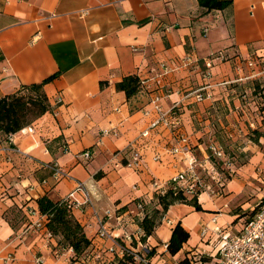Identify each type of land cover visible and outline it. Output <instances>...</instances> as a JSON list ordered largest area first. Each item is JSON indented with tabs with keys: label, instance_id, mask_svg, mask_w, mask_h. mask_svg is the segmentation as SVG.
Listing matches in <instances>:
<instances>
[{
	"label": "crops",
	"instance_id": "crops-1",
	"mask_svg": "<svg viewBox=\"0 0 264 264\" xmlns=\"http://www.w3.org/2000/svg\"><path fill=\"white\" fill-rule=\"evenodd\" d=\"M260 52L264 0H233L228 10L208 14L197 0H0V98L56 75L43 86L52 110L12 134L9 143L0 135V264L7 253L12 264H35L37 257L41 264H114L120 255L108 251L112 241L96 236L99 224L114 241L141 237L143 213L135 203L153 205L152 183L164 186L187 170L185 157L172 153L178 131L189 141L201 178L210 176L211 167L204 141L219 125L240 141L247 107L257 106L256 121L264 123V103L240 104L235 85L260 74L247 67ZM188 56L192 62L186 64ZM205 61L212 63L209 70ZM130 75L141 87L127 100L115 85ZM201 89L206 98L197 101L194 92ZM156 95L162 112L175 108L171 126L150 128L159 116L150 104ZM257 143L260 149L249 147L251 158L239 175L220 184L221 194L208 189L198 195L201 211L186 204L168 208L141 242L151 246L152 264L213 262L219 239L211 230L236 234L242 215L258 205L245 199L248 186L264 180V135ZM130 145L140 153L137 167L126 166ZM86 150L88 161L81 156ZM53 164L67 176L55 180ZM79 184L91 205L75 192L71 200L81 206L72 214L91 245L75 257L48 232L37 199H66ZM39 216L42 226H32ZM178 223L189 239L171 255L163 244ZM203 228L208 232L202 238Z\"/></svg>",
	"mask_w": 264,
	"mask_h": 264
},
{
	"label": "trees",
	"instance_id": "trees-1",
	"mask_svg": "<svg viewBox=\"0 0 264 264\" xmlns=\"http://www.w3.org/2000/svg\"><path fill=\"white\" fill-rule=\"evenodd\" d=\"M232 1L197 0L202 14L228 10L232 5ZM55 77L56 75H53L39 84L21 86L15 93L0 98L1 136L6 137L9 134H15L21 131L42 115L52 110L43 92V86ZM115 87L116 90L124 92L127 100H130L140 91L141 82L138 77L130 75L123 78ZM187 179L189 182L188 176ZM200 193V190H196L191 197H188L185 194V187L182 186V188H177L176 191L167 189L163 195L155 194L153 205L145 206L141 202L143 217L139 222V228L142 231L139 241L145 242L152 235L154 229L160 223L161 217L174 204H186L192 206L196 211H201V207L197 202V197ZM263 202L264 199L257 205V209ZM37 206L40 215L46 218L48 232L58 239V245L71 249L75 257L82 256L88 250L91 242L86 237L83 227L74 218L72 208L68 205L66 199L52 200L49 196L45 195L37 199ZM251 212H254V210ZM188 239L189 233L179 223L176 224L167 243V251L171 255L176 254ZM131 244L134 246V241ZM120 260L122 261L121 264H136L127 253L120 256ZM179 263L189 264V261L184 259Z\"/></svg>",
	"mask_w": 264,
	"mask_h": 264
},
{
	"label": "built area",
	"instance_id": "built-area-1",
	"mask_svg": "<svg viewBox=\"0 0 264 264\" xmlns=\"http://www.w3.org/2000/svg\"><path fill=\"white\" fill-rule=\"evenodd\" d=\"M113 2H117L118 0H112ZM192 58L190 56L184 59V63L189 64L192 62ZM205 69L209 70L212 66L211 61H205L204 63ZM249 67H253V63L251 60L247 63ZM205 77L209 78L210 73L207 71L205 73ZM195 98L197 101H201L206 98V94L202 93V89L200 91L194 92ZM159 96H153L151 98L150 104L152 105V109L158 113V118L155 119L150 128H156L160 124L164 126H171V119L174 116V109L169 112H162L159 105ZM149 112L145 111V115ZM107 134V133H104ZM148 132L142 133L143 137H146ZM12 140V134L6 136V142L9 143ZM131 154L129 159L127 160L126 166L129 167H137L140 160V153L137 149L133 148V145L128 147ZM211 152L215 156H221V153L217 151L215 148H210ZM172 153L174 155L184 156L187 162V170L184 173H179L173 176L164 186H159L156 182L152 183L154 187V193L157 195H163L167 189H172V191H176L177 188L185 187V194L188 197H191L196 190H200L201 192L210 189L208 185L204 184L201 178L196 174L195 169L198 165V161L196 157L191 154V148L189 145V141L184 134L180 131L177 133V141L176 145L172 148ZM84 161H88L91 157L89 151H84L81 154ZM50 169L53 172V178L55 180H60L67 176V174L62 171V169L57 165L53 164L50 166ZM187 176L189 177V182L187 181ZM75 192H82L84 201L83 204L91 205L90 195L84 189L82 184H79L73 193L66 198L68 205L73 207H80L81 204L72 202L73 194ZM82 204V205H83ZM136 208L141 209L142 203L137 202ZM35 227H41V216L32 224ZM208 229L203 228L200 236L203 238L207 234ZM211 232L216 235L219 239V246L214 256V260L210 264H264V202L258 207V209L254 212L253 216L246 222H244L241 226V229L234 235L226 236L223 235L222 230L215 226ZM96 236L100 239H106L112 241V245L109 248V252L117 251L120 256H123L125 253L129 254L133 261L136 264H152L151 256H152V248L147 244H142L138 238H132L130 235H124L123 240L120 242L118 240L114 241V238L104 228L103 224L100 223ZM135 241V245L132 246V242ZM163 247L167 249V244H163ZM14 257L11 253H7L2 257L3 264H12ZM42 259L37 257L35 259V264H41ZM170 264H180L178 262H172Z\"/></svg>",
	"mask_w": 264,
	"mask_h": 264
},
{
	"label": "rangeland",
	"instance_id": "rangeland-1",
	"mask_svg": "<svg viewBox=\"0 0 264 264\" xmlns=\"http://www.w3.org/2000/svg\"><path fill=\"white\" fill-rule=\"evenodd\" d=\"M253 67H248L252 74L255 69H258L260 74H253L250 76L252 79L245 80L240 86L236 85V96L240 104L254 103L256 100L260 101V105L264 103V52H260V55L253 56L251 59ZM258 72V73H259ZM260 99V100H259ZM259 109L254 110V108L247 107L248 120L245 121L244 131L241 132L240 141L238 139L235 141L232 138L225 135L222 127L219 125L220 129L216 128L213 135L209 140H205L207 145V161L211 165L209 167L210 176L203 175L201 180L204 184L209 186L210 191L215 193H222V187L220 184H224L227 180L233 179L239 175L240 168L246 166L249 163L251 158V151L249 147H252L254 144H257L260 149V144H258L259 136L264 135V123L256 121L255 114L260 113L262 106H257ZM237 116H243L244 114L237 108L234 110ZM226 126V125H225ZM234 129V128H232ZM241 142L239 145L238 143ZM213 146L217 151L221 153V156H215L209 150V146ZM246 148V149H244ZM201 160L203 158L199 157ZM202 164L204 161H201ZM200 172H203L200 169ZM205 173V172H204ZM261 173V172H260ZM260 178H263V173L260 174ZM258 185H249L245 199L251 204H259L264 199V180L261 179L260 182H257ZM198 202V201H197ZM182 204V203H180ZM236 209L240 212L241 209L239 206ZM257 210V206L254 207V212ZM254 212L246 211L242 216L245 217L243 222L248 221L254 214ZM163 217H161L160 222ZM135 243V241H134ZM120 262V263H119ZM111 263L121 264L122 261L116 256L114 257Z\"/></svg>",
	"mask_w": 264,
	"mask_h": 264
}]
</instances>
